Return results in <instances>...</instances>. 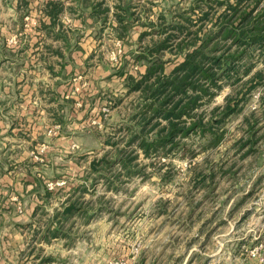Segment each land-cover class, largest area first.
<instances>
[{
    "label": "rangeland",
    "instance_id": "1",
    "mask_svg": "<svg viewBox=\"0 0 264 264\" xmlns=\"http://www.w3.org/2000/svg\"><path fill=\"white\" fill-rule=\"evenodd\" d=\"M49 1L0 0V264L2 237L16 230L28 243L48 238L16 253H34V261L49 252L38 264H264V50L246 47L232 62L237 72L197 108L214 120L217 144L191 133L177 136L186 150L178 144L166 155L164 149L145 155L134 143L125 145L139 99L127 93L126 75L145 70L136 55L152 38L177 35L178 25L195 30L205 5L63 0L77 5L71 14L88 11L72 39L73 49L81 47L79 38L85 49L68 69L51 71L34 50L49 40L40 28L62 10L51 17ZM132 8L131 18L116 15ZM222 9L216 5L203 27L216 29L212 20ZM143 31L150 33L139 38ZM220 38L212 40L219 41L216 54L230 44ZM167 58L169 71L181 56L168 51ZM228 95L238 104L221 116ZM120 149L135 155L128 168L116 157ZM99 158L107 162L91 168ZM32 173L35 186L27 183ZM69 203L76 208L62 214ZM23 205H37L31 221L9 229L7 220L22 214ZM52 233L58 237L50 241ZM8 252L12 264L16 254Z\"/></svg>",
    "mask_w": 264,
    "mask_h": 264
},
{
    "label": "trees",
    "instance_id": "2",
    "mask_svg": "<svg viewBox=\"0 0 264 264\" xmlns=\"http://www.w3.org/2000/svg\"><path fill=\"white\" fill-rule=\"evenodd\" d=\"M259 2L260 0H195L193 9L198 4L206 7L197 18L201 23L195 30L191 31L185 26L186 31L183 32L184 26H173L178 31L177 35L170 31L162 35L161 39L152 38L151 43L139 51L136 57L144 62V72L137 77L126 75L129 81L126 85L127 93L136 92L139 99L136 106L138 109L132 114L133 124L125 128L130 133L125 145L134 143L145 155L164 149L163 154L166 155L167 150L178 146V135L184 137L197 133L203 138L208 136L206 138L212 145L219 142L221 134L213 128L214 120H204V114L196 110L205 99L212 98L214 90L221 86L220 80L224 78L227 81L232 70L237 72L232 62L242 59L243 56L240 55L246 47H261L264 50V7L259 9ZM47 5L51 6L48 14L54 17L60 4L49 1ZM216 5L223 6L212 20L217 27L206 29L203 25L206 20H211L208 14ZM187 20L188 17H184V21ZM149 33L143 31L139 38ZM161 33L160 31L159 34ZM219 35L222 40H230V44L219 49L220 53L216 54L219 41L213 43L212 40ZM231 46L234 50L226 53ZM168 51L173 52L176 57L181 56V59L166 71L165 64L170 58L164 60L163 55ZM247 71L248 68L241 73ZM232 82L231 80L230 84ZM238 100L234 101L230 95L226 96L224 104L220 106L224 109L221 116L231 113ZM106 143L115 145V142L108 139ZM179 146L186 150L184 144L180 143ZM117 153L116 157L124 168H128L127 163L135 158L132 150L127 152L120 149ZM57 235L52 233V236Z\"/></svg>",
    "mask_w": 264,
    "mask_h": 264
},
{
    "label": "crops",
    "instance_id": "3",
    "mask_svg": "<svg viewBox=\"0 0 264 264\" xmlns=\"http://www.w3.org/2000/svg\"><path fill=\"white\" fill-rule=\"evenodd\" d=\"M54 2H59L61 4V8L62 10L59 12V14L56 15V17L54 19L50 18L46 21V23L49 25L47 27H43L40 28V30H42L41 34H47V38H49V40H46V44H38L36 45V47H34L35 49V53H37V57L36 60L37 62H40L41 64L43 63L45 66V69H50L51 71L54 70V68H56V66H58V71H62L64 67H67V65L69 64V62L74 58V61L80 60L81 58V52H76L79 49H85L84 48V44H82L81 38H79V40L77 41V43L79 42L81 44V47L79 49L76 48H72V45L75 43V41L72 42V39L75 37L76 34L74 33H78L81 30L80 28H82V24L85 23L87 20L89 19L88 16H86L88 13V11H84L83 13V7L78 9H82V12L79 16V14L75 15V14H71L69 11H76L77 10V5L74 4H70V5H65V2L63 0H53ZM146 2L149 0H117V2H119L118 4L121 5V3L123 2ZM135 2V3H136ZM122 6V5H121ZM90 7V6H89ZM121 10H123L124 12H126L127 8L125 7H120ZM133 9V8H132ZM89 10V9H88ZM78 11V10H77ZM65 12V14H67L70 19L68 21L62 22L61 21V14ZM69 12V13H67ZM132 13H117L116 15L119 16H125L124 14H126V16L128 18H131L132 16H134L133 13H135L134 9L131 11ZM79 16V17H78ZM82 16V17H81ZM78 17V19H76ZM81 17V18H80ZM53 22V23H51ZM60 26V27H59ZM83 30V29H82ZM82 33V32H80ZM87 34V33H86ZM80 36V35H79ZM73 49V50H71ZM76 49V50H75ZM45 56V57H44ZM61 64L63 65V68H61ZM143 71H140V73H143ZM55 108L50 106L47 110L49 111H53ZM71 130H81L79 128H73ZM32 179L27 181L28 184H30L31 186H35L36 183V179L37 177H35V175L32 173ZM4 208H13V205H2ZM37 205H23L22 206V210H24L22 212V214H18L12 218H9L7 220L8 223V228H13V227H17V229H19V227L22 225H25L27 223H29L31 221L32 218V212L34 210V207ZM4 216V215H3ZM6 219V218H5ZM4 219V220H5ZM6 221H2V223H4ZM14 230V229H13ZM13 235H6L5 237H2V264H9V257L12 255V253H9L8 250L9 249H14L15 254L19 253L22 254L24 250H28L29 248H33V244L36 245H46L48 238L43 237V240H37V241H33L32 243H28V240H25L26 237H23L17 230L13 231L12 233ZM58 237V236H57ZM53 239H56L55 236H52V239L50 241H52ZM28 241V242H27ZM44 251V250H43ZM34 252V251H33ZM49 253L47 251L45 252H41L39 253L38 257L36 258V260L33 261V256L30 253V255H26V256H18L16 254L15 256V262H13L12 264H38L36 261L39 260L41 258L42 254H45L44 256L46 257V254ZM23 255V254H22ZM62 256H64L62 254ZM63 260V257H62ZM33 261V262H32ZM32 262V263H30ZM47 263V262H46Z\"/></svg>",
    "mask_w": 264,
    "mask_h": 264
},
{
    "label": "water",
    "instance_id": "4",
    "mask_svg": "<svg viewBox=\"0 0 264 264\" xmlns=\"http://www.w3.org/2000/svg\"><path fill=\"white\" fill-rule=\"evenodd\" d=\"M104 161L107 162L106 159L104 158H99V159H93L90 161V167L94 168L96 164H98L99 162ZM76 206L73 203H69L68 205H66L63 210H62V214H67L69 213L71 210L75 209Z\"/></svg>",
    "mask_w": 264,
    "mask_h": 264
}]
</instances>
